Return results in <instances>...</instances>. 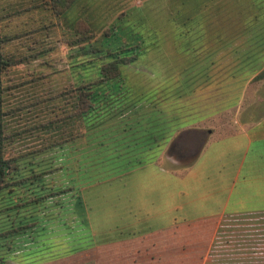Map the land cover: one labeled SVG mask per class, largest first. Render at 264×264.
<instances>
[{"label": "rangeland", "instance_id": "374dc122", "mask_svg": "<svg viewBox=\"0 0 264 264\" xmlns=\"http://www.w3.org/2000/svg\"><path fill=\"white\" fill-rule=\"evenodd\" d=\"M191 1L204 0H78L77 5L60 13L51 9L52 0H0V33L6 38L2 49L13 60L2 75L7 136L4 151L8 159L18 157L15 162H9L12 171L7 181L21 179L18 185L0 190V232L12 228L20 231L16 243L9 233L0 235L1 264H255L247 263L246 255H241L236 215H155L161 208L160 180L163 175L175 174L177 169L191 171L189 165L203 135L194 144L187 129L180 128L168 139L164 151L144 150L151 157L147 163L137 166L132 163L133 167L120 169L123 163L119 161V167L114 168L116 160L107 156L101 159V164H96L100 167H95L94 173L91 170L94 159L87 154V132L80 124L71 126L69 131L64 117L68 112V105L63 107L68 99L66 92L77 84L78 74L91 71L72 66L74 62L84 61L86 56L78 55L77 46L67 48L68 27L74 21L82 29L87 25L93 27L96 22L106 23L116 16L117 21L124 19L129 25L141 19V30L132 28L143 36L140 43L143 51L138 58L119 67L127 83L146 97L150 92L152 99L162 98L161 107L174 111L175 101L180 98L173 94L178 88L174 82L175 66L191 62L188 55L178 52V45L185 40L183 36L191 31V24L187 27L182 23L190 8L176 4ZM249 2L259 7H247L250 14H264V0ZM230 9L233 14L239 11L234 4ZM216 27L220 24L216 23ZM153 36L156 39L151 40ZM100 37L96 35L92 44L97 46ZM258 73L246 85L245 96L254 98L264 80V77L254 78ZM202 89L205 92L208 87ZM197 93L194 97L184 94L180 99L184 111L203 110L199 104L204 94ZM216 117L203 125L212 126L215 122L221 125L216 135L229 133L228 116L220 113ZM125 126L120 124L117 128L128 130ZM136 126L141 128L132 125L133 130L121 135L127 136L128 144L141 150ZM110 130L103 127L100 133L105 137L96 134L91 148L97 140L106 143L116 139L112 137L116 132ZM71 133L78 139L69 143L65 139ZM55 142L57 147L51 145ZM69 146L72 163H81L74 173L78 172L82 183L77 182L72 193L78 191L83 201L85 226L78 223L80 217L71 211ZM205 154L200 159L210 161L212 149ZM238 157V152H232V162ZM200 164L203 162L195 164L192 172L180 181L184 195L188 196L196 181L206 184L214 179L205 168L215 172V166L208 168ZM93 173V182H87L86 177ZM176 186V179H171L169 187ZM230 196L229 204L238 206V185ZM131 198L137 200V206Z\"/></svg>", "mask_w": 264, "mask_h": 264}, {"label": "crops", "instance_id": "0c3cea01", "mask_svg": "<svg viewBox=\"0 0 264 264\" xmlns=\"http://www.w3.org/2000/svg\"><path fill=\"white\" fill-rule=\"evenodd\" d=\"M191 3L192 1L190 4H176L177 7L190 8L191 15L184 14L181 22L186 26L191 24V31L183 36L185 43L182 41L178 45V52L188 55L191 62L175 66L174 82L178 88L191 87L193 97L197 92L203 93L204 97L199 104L203 110L184 111L183 100H180L182 96L175 101L176 109L169 112L161 107L162 98L152 99L149 92L148 97H145L149 102L155 100L159 103L161 109L158 118L163 120V124H160L159 137L153 134L154 139L146 141L150 145L146 146L144 143L142 149H148L149 152L154 149L157 152L164 151L168 139L180 128L187 129V133L193 136L192 143L202 135L203 138L189 165L190 172L177 169L175 174L163 175L160 180L161 208H158L155 215H236L241 255H246L247 263L264 264V80L257 87L254 98L244 94L250 79L264 68V14H250L247 7H259L249 0H204ZM232 4L239 7L237 13H232ZM216 23L220 27H216ZM180 25L181 23L178 26ZM153 38L155 37H151V40ZM205 87L208 89L204 92L202 88ZM245 102L246 106L243 105ZM148 107L145 115L150 119L153 110ZM155 110L157 113V109ZM220 113L228 116L226 125L230 131L224 135H216L221 125L215 122L212 126L203 125L213 118L216 120ZM185 117L187 121L183 123ZM169 118H174V122L171 121L170 124L183 125L173 129L168 138ZM198 124L201 126H197ZM209 149L213 152L211 160H201ZM234 151L238 152L239 157L233 163L231 155ZM200 162H203L200 165L206 164L208 168L215 166V172L205 168V172L213 174L214 179L206 184L196 181L189 189L188 196L187 193L184 195V189L179 183ZM171 179H176V187H169ZM237 185L238 206L230 205V194ZM131 201L137 206L135 198H131Z\"/></svg>", "mask_w": 264, "mask_h": 264}, {"label": "trees", "instance_id": "16d2710c", "mask_svg": "<svg viewBox=\"0 0 264 264\" xmlns=\"http://www.w3.org/2000/svg\"><path fill=\"white\" fill-rule=\"evenodd\" d=\"M53 1L54 4H51V9L59 13L71 9L74 5H77L78 2V0H52V2ZM55 2H57V4ZM117 18L118 16L112 20H108L109 22L107 21L106 23L96 22V24H93V27L88 25L87 27L84 26V29L77 25V21H74L73 25L68 27L70 38L66 42L67 48L70 49L71 47L77 46L76 51L79 53L78 55L86 56L84 61L74 62L72 66L78 68V70L90 68L91 71L86 72L84 75L77 73V84L66 92L68 99L66 100L67 104H64L63 107L68 105V108H66L68 112L64 117L67 120L69 131L72 129L71 126L74 128L80 124L84 128V131L87 132V143L89 144L87 154H89L91 159H94V163L91 165V170L94 169V173H96L95 167H100V165L96 164H101V159H106L107 156H112L113 160H116L114 164H117L119 161L122 162L123 165L120 169L123 166H125V169H129L133 166H137V164L141 162L147 163L148 160L151 159V157H147L149 153H144L143 149L138 150L134 144H128L126 139L127 136L121 134H123L124 131L133 130L132 125L141 126V128H137L136 126L135 128H137V130L135 132L139 134L138 138H141L140 142L142 144L140 143V145L142 146L139 148H143L144 143L146 146L150 145L146 141L152 138L154 139L155 136L153 134H157L156 137H159L160 124H163V120L158 118L160 113L159 109H161L158 106V102H149L147 101L148 98L146 99L145 97L146 95L144 96V93L134 91L127 83L125 75H123V72L119 68L120 65L130 63L138 58L143 51L140 45L143 36L139 31L141 30V23L139 22L141 19L139 18L138 22L129 25L124 23V19L122 21H117ZM75 23L77 24L75 25ZM132 27H137L139 30L133 29ZM98 34L101 37L98 41L99 44L96 46L92 43L96 40V35ZM5 40V36L0 33V190L6 186L18 185L21 183V179L18 177H15L14 180L10 179V181H7L12 171L9 168V162H15L14 160L18 157L15 156L8 159L4 151L7 136L5 134L4 124L6 113L3 110L4 87L2 85V75L13 62V60L10 59L11 56H7L2 49ZM258 77H264V68L259 71L254 78ZM191 90L192 88L189 86L177 88L173 91V94L175 97H182L184 94H191ZM148 106L153 110L150 119L145 115V109ZM155 109H157V113H155ZM186 119L185 117L183 123H186ZM58 120H60V118ZM171 121L174 122V118L168 119V138L173 133V129L183 125L182 123L177 125L176 123L170 124ZM120 124L123 126L128 124L129 126H125L128 127V130L125 128H117ZM103 127L104 129L105 127L107 129H112L110 130L112 133L115 131L116 133H114L112 137L117 138L106 143L94 140L95 147L92 146L91 148L93 139H97L96 134L101 135L103 133ZM101 130L102 133H100ZM104 135L105 134H102L101 137H105ZM75 138H77V135L74 136L71 133L65 141L70 143L74 141ZM102 141H105V139H102ZM51 145L57 147L56 142ZM67 149L68 169L70 170L69 180L72 183L70 189V196H72L70 199L71 211L73 215L75 213L76 217H80L78 223L85 226L84 224H87V217L86 214L83 213V201L78 191L77 193H72V191L77 188V182L80 181V183H82L78 177V172L74 173L75 170L78 171L80 169L79 164L81 165V163L78 161L72 163L70 146ZM130 164L133 166H130ZM118 165L119 164L114 166V168H118ZM75 167L78 168L74 169ZM94 173L92 176L86 177L87 182H93ZM39 174H42V172ZM31 176L34 175L32 174ZM19 232L18 229L12 228L2 233L0 232V235L9 233L15 239L13 243H16V237L20 236L18 235ZM10 248L11 247H8L9 251L11 250ZM2 260V257H0V264Z\"/></svg>", "mask_w": 264, "mask_h": 264}]
</instances>
